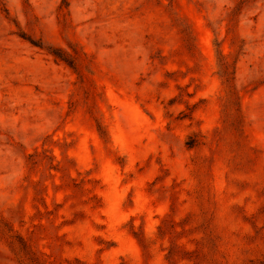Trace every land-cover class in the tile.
Returning a JSON list of instances; mask_svg holds the SVG:
<instances>
[{"label":"rangeland","instance_id":"374dc122","mask_svg":"<svg viewBox=\"0 0 264 264\" xmlns=\"http://www.w3.org/2000/svg\"><path fill=\"white\" fill-rule=\"evenodd\" d=\"M27 250L264 263V0H0V264Z\"/></svg>","mask_w":264,"mask_h":264},{"label":"trees","instance_id":"16d2710c","mask_svg":"<svg viewBox=\"0 0 264 264\" xmlns=\"http://www.w3.org/2000/svg\"><path fill=\"white\" fill-rule=\"evenodd\" d=\"M54 54L68 61L70 64H72V61H69L68 59L63 57V55H61L60 53L55 52ZM178 248H179V245L175 244L173 248L170 249L169 253L170 254L174 253V251H176ZM24 262L25 264H50V262H48L47 259L43 258L40 255H37L35 252H32L31 250H27L24 253ZM251 262H253V260Z\"/></svg>","mask_w":264,"mask_h":264}]
</instances>
